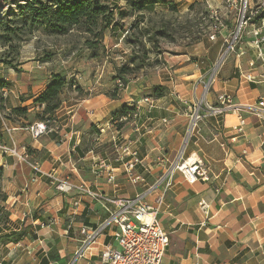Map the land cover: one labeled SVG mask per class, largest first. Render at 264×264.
Here are the masks:
<instances>
[{"label":"crops","instance_id":"0c3cea01","mask_svg":"<svg viewBox=\"0 0 264 264\" xmlns=\"http://www.w3.org/2000/svg\"><path fill=\"white\" fill-rule=\"evenodd\" d=\"M207 4L210 10L224 14L222 0H207ZM165 8L167 11V7L161 9ZM233 17L229 15L228 27ZM110 34L104 42H109ZM250 41L249 37L241 40L238 48L244 54L236 49L228 55L213 80L211 74L222 45L215 56H210L206 42L179 48L171 43L174 49L156 56L160 65L155 71L131 78L117 99L106 95L107 89L99 87L98 82L94 80V84L82 75L78 85L88 94L79 96L70 85L63 89L49 130L38 139H33L26 128L39 121L43 106L34 101L46 88L52 72H44L39 61L26 63L19 59L18 73L3 71L0 65V140L25 152L28 161L44 174L75 184L86 183L102 197L91 200L87 196H57L49 177L34 172L14 156L0 154V187L7 197L0 207L9 213L7 221L0 223V236L25 231L24 239L5 245L9 254L39 256L59 240L63 249L49 253L74 257L82 238L81 227L94 229L101 225L115 209L113 200L133 198L165 175L186 139L191 121L188 106L203 102L216 107L217 96L227 93L232 95L238 112L219 116L201 110L203 118L185 149V157H197L207 166L209 181L189 185L175 172L157 185L144 203L158 210L157 219L169 238L163 264H264V122L244 108L264 97V65L255 60L256 51L250 48ZM248 74L255 80H245ZM145 79L165 87V95L158 99L147 96L152 84ZM72 93L78 100L70 98ZM123 105H134L136 118L120 133L124 140L121 161L110 164L95 152L84 153L81 144L89 131L99 129L95 140H113L112 115ZM14 109H26L27 114L12 113ZM238 114L245 121L242 133L235 131ZM24 124L28 125L20 126ZM100 161L106 166L94 169ZM129 162L134 163L133 173L143 176L144 182L128 181L125 165ZM109 170H113L115 185L106 180ZM201 200L210 204L205 226H201L203 218L198 209ZM44 206L49 209L41 216L38 209ZM45 220L48 225L38 229ZM115 231L116 227H107L97 245L75 264H99L105 245L117 248ZM42 256L47 264H57L55 259L48 260L47 254ZM30 259L35 263L28 260L18 264H44Z\"/></svg>","mask_w":264,"mask_h":264},{"label":"rangeland","instance_id":"374dc122","mask_svg":"<svg viewBox=\"0 0 264 264\" xmlns=\"http://www.w3.org/2000/svg\"><path fill=\"white\" fill-rule=\"evenodd\" d=\"M14 1L19 0H0V6L3 8V15H0L1 18L10 15L8 14L10 13L8 12L9 10H14V12L17 11L13 3ZM177 1L178 0H174L171 2L175 3L176 11H170V9H167L166 11V8L161 9L163 7L161 5L156 6L157 9L152 11H145L143 15L146 17V22L143 21L142 25H140L142 19H140L138 14L131 13L128 10L126 11L125 3L118 2V8L114 11L116 15L115 20L118 24H115V26H117L116 29L109 35V42H104L103 40L101 45L94 49H89L85 45L86 36L82 35L76 29H72V31H70L67 35L54 36L44 33V31H42L39 27L34 28L31 32L25 28V30L21 33L11 35L12 42L10 43V47H3L0 43V65L4 69L3 71L7 72L9 70H13L18 73V66L20 65L19 59L26 60V63L39 61L43 64L44 72L51 71L52 74L58 73L65 76L68 79L70 85L69 88H71V90L76 92L79 96L88 94L84 93L78 85V78L84 75L90 81L93 82L95 80L98 82L99 87L107 89L106 95L113 99H117V95L122 94V90H125L127 85H123L122 87L117 86L119 80L115 79L116 68L124 65L133 67L134 70L132 74L130 73L129 79L139 76L142 72L153 73L157 65H160L156 56L161 53H169V50H172L173 48L170 46L171 43H173L174 47H177L175 45H178L179 48L187 45H195L198 42H206V48L209 49L208 55L210 56H215L222 45L218 58L226 50L227 46L222 43V37L220 35H218L214 41L209 40L206 36L209 32L210 26H212L209 16L215 12L220 13L219 10L214 8L210 10L207 6V0H196L195 2L193 0H182L181 2ZM222 1L224 3L225 0ZM259 4V0H252L251 5L253 8L258 7ZM110 5L114 6L115 4L110 2ZM119 11L126 13V17L124 19H120L118 16ZM14 14H17V12ZM138 20L139 22H137ZM0 21L4 20L0 19ZM162 25L166 26V28L163 29L164 36L162 37L158 35L154 37L153 40H156V42L154 45H151L152 42L149 41L150 37L147 33H150L151 29H157L159 31V29L163 27ZM227 30L228 32H232L229 37V40H232V35L235 31V23L231 22ZM110 32L111 30H108L106 34ZM0 35H3L1 30ZM139 39L143 40L142 48H138L137 46ZM126 40H128V42ZM207 40L210 42H207ZM240 42L241 41L239 40L236 44L239 45ZM143 52L146 53L145 59L143 58ZM230 54L232 53H229L228 55ZM3 61L11 62L16 70L5 65ZM42 76H44V73ZM143 81L146 83L148 82L149 85L151 83L146 79ZM155 85L156 84L153 83L152 86H149L150 88L147 91V96L151 94L153 86ZM0 94H2V92H0ZM70 98L78 100L77 96L73 93L70 94ZM128 107H134V105ZM203 109H205V105L202 102L199 109H197L199 114H201V110ZM135 112L136 109L126 117L121 116L115 119L112 117L113 119L111 124L113 126L111 128V132L113 140L109 141L108 138L95 140V138L99 136V129H95L91 132L89 131V133L84 136V141L81 144L84 153L89 151V154L92 155L95 152V154H98L100 158H105V160H107L110 164L119 163L123 153V148L121 147L124 142L123 138L120 137V133L122 134V129L126 123L136 118ZM25 121H27V119H25ZM27 125L24 124L20 126ZM117 158H119V160H116ZM84 164V169L86 170L88 161L85 160ZM53 189L57 193V196H70L58 192L55 187H53ZM0 195H3L2 191L0 192ZM48 207L49 206H44L41 207V209H38L41 216L44 215V210L46 211L49 209ZM50 211H52V209ZM8 214L9 213L6 210L1 208V223H4V217L6 220L8 219ZM64 217L67 216L64 215ZM42 228L43 227L38 224V229ZM36 238H38V234H36ZM81 240L79 241L78 248L81 245ZM9 244L12 243H8V245ZM54 244L55 245L51 246L50 250L44 251L43 253L40 252L39 256L37 253L35 256L33 255L34 257L30 256V258H35L36 263L41 261V263L47 264L48 261L46 257L42 256L47 254L48 260L55 259L57 264H68L73 257L69 258V256L65 255L60 257L59 255L57 256V254L49 253L54 250L63 249L64 247L59 240L55 241ZM30 258H27L26 256H17L15 254L10 255L8 248L4 244L0 243V264L27 263L28 260L32 263L33 261H31Z\"/></svg>","mask_w":264,"mask_h":264},{"label":"built area","instance_id":"2783aa9c","mask_svg":"<svg viewBox=\"0 0 264 264\" xmlns=\"http://www.w3.org/2000/svg\"><path fill=\"white\" fill-rule=\"evenodd\" d=\"M259 2V6L253 8L251 5L252 0H225L223 8L226 13L215 12L209 16L212 26H210L209 32L206 35L207 38L214 41L220 35L222 43L227 46L212 71L211 80H213L219 64L226 59L229 53H234L238 49V54H244V51L238 48L236 42L247 37L251 39L250 43H248L250 48L256 51L255 60L264 65V32L262 31L264 29V18H260L264 12V0H259ZM232 13H234L233 22L235 23V31L233 32L232 40H229L232 32H228L227 30V21H229V15ZM0 15H3V11H0ZM248 28L249 30H247ZM255 60L250 62L251 67L254 66ZM262 79H264V74L262 75ZM245 80L251 82L255 79L248 74L245 76ZM117 86L122 87L123 84L118 81ZM147 100L145 99V101ZM217 101L219 104L216 107H211L205 103V109L209 114L223 116L227 113L238 112L239 110L230 94H219ZM200 104L188 106V109L191 111V121L187 136L175 161L166 169L165 175L154 185L147 187L142 193L133 198L113 200L112 204L115 209L109 213L108 218L101 225L94 229L85 226L81 227V245L68 264H75L77 260L83 258L93 246L97 245L102 232L110 226L116 227L113 237L117 248L109 244L105 245L100 253L99 264H163V258L169 246V238L157 219L158 210L145 204L144 200L157 185L162 183L165 178L172 177L175 172H179L189 185L195 184L198 181H209L208 168L203 161L197 157L184 156L187 142L194 132L197 122L203 118V115L199 114L197 110ZM244 108L264 122V97L259 98L256 105L244 106ZM244 125V119L238 114V126L235 128V131L242 133ZM26 130L33 139H38L45 135L49 128L47 122L40 121L31 124ZM0 154L14 156L20 163L27 164L34 172L49 177L55 189L64 195L87 196L91 200L102 198L99 193L92 190L90 185L86 183L75 184L67 180L58 179L51 174H44L36 164L28 161L25 152H20L15 147L8 146L1 141ZM242 154L246 156V151L243 150ZM133 162L126 163L125 165L127 179L132 184L142 183L144 182V177L133 173ZM99 166L102 168L106 165H104V161H100L99 165H94V169H99ZM106 180L108 183L116 184L113 170L108 171ZM75 204L77 205L78 203ZM198 209L203 218L201 226H205L210 217L209 202L201 200L198 204ZM47 225L42 224L41 226Z\"/></svg>","mask_w":264,"mask_h":264},{"label":"trees","instance_id":"16d2710c","mask_svg":"<svg viewBox=\"0 0 264 264\" xmlns=\"http://www.w3.org/2000/svg\"><path fill=\"white\" fill-rule=\"evenodd\" d=\"M110 2H113L115 5L111 6ZM118 2L125 3L126 9H124L126 11L128 10L140 16V19H142L140 25L143 21L146 22V17L143 15L144 12L152 11L156 6L163 5L167 7V9H170V11H176L175 4L167 0H19L13 2L17 14H14V10H9L8 12L10 13L8 14L10 15L3 18L0 17V19L4 20L0 21V30L3 32V35H0V43L3 47H10V43L12 42L11 35L21 33L25 28L31 32L34 28L39 27L44 33L54 36L67 35L72 29H76L82 35L86 36L85 45L89 49H94L101 45L108 30H111L112 33L116 29L117 26H115V24H117V21L115 20L116 15L114 11L118 8ZM2 10L3 8L0 6V11ZM118 16L120 19H124L126 13L119 11ZM260 18H264V12ZM137 22H139V20ZM164 28H166V26L161 27L159 31L157 29H155L156 31L151 29L150 33H147L150 37L149 41L152 42L151 45H154L156 42V40H153L154 37L158 35L164 36ZM126 41L128 42V40ZM137 46L138 48L143 47L142 39H139ZM143 54V58L145 59L146 53L143 52ZM3 63L16 70L11 62L3 61ZM133 70V67L129 65L116 68L115 79L121 81L122 84L126 86L130 80L129 75L133 73ZM67 86H69V82L65 76L58 73L51 75V79L46 88L34 101L35 104L43 106L42 113L37 116L39 121L47 122V126L52 123V115L59 106L60 94ZM165 92V87L155 85L149 96L158 99L163 97ZM134 110L135 107L123 105L119 110L113 113L112 117L114 119L121 116L126 117L134 112ZM12 113L26 115L27 110L14 109ZM2 174L3 171L2 168H0V179L2 178ZM6 199L7 197L3 194L0 197V203L5 202ZM1 208L2 207H0V214ZM3 219L5 223L7 220L5 217ZM47 222L45 220L43 224L45 225ZM24 234V230L16 233L10 232L3 234L0 236V243L4 245L8 243H17L22 240Z\"/></svg>","mask_w":264,"mask_h":264}]
</instances>
